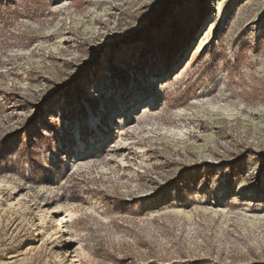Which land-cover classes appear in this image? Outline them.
Returning <instances> with one entry per match:
<instances>
[{
  "label": "rangeland",
  "instance_id": "1",
  "mask_svg": "<svg viewBox=\"0 0 264 264\" xmlns=\"http://www.w3.org/2000/svg\"><path fill=\"white\" fill-rule=\"evenodd\" d=\"M0 264H264V0H0Z\"/></svg>",
  "mask_w": 264,
  "mask_h": 264
},
{
  "label": "bare ground",
  "instance_id": "2",
  "mask_svg": "<svg viewBox=\"0 0 264 264\" xmlns=\"http://www.w3.org/2000/svg\"><path fill=\"white\" fill-rule=\"evenodd\" d=\"M72 255V253L70 254V256Z\"/></svg>",
  "mask_w": 264,
  "mask_h": 264
}]
</instances>
